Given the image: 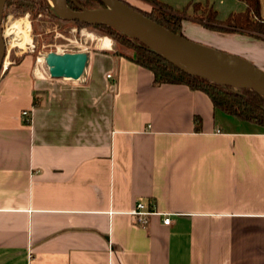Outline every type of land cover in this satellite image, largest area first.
Returning <instances> with one entry per match:
<instances>
[{
  "label": "crops",
  "instance_id": "crops-1",
  "mask_svg": "<svg viewBox=\"0 0 264 264\" xmlns=\"http://www.w3.org/2000/svg\"><path fill=\"white\" fill-rule=\"evenodd\" d=\"M107 44L82 83L32 55L0 73V264H264V126ZM140 202L172 223L137 224Z\"/></svg>",
  "mask_w": 264,
  "mask_h": 264
},
{
  "label": "trees",
  "instance_id": "trees-1",
  "mask_svg": "<svg viewBox=\"0 0 264 264\" xmlns=\"http://www.w3.org/2000/svg\"><path fill=\"white\" fill-rule=\"evenodd\" d=\"M88 9H103L106 4L101 0H76ZM144 15L158 22L165 28L184 34L187 22H193L207 31L222 35L238 34L252 37L264 42V16L261 13V0H240L245 2L244 11L232 12L229 16L219 19V11L209 2H190L183 9L178 10L159 0H143L151 5L150 11L131 5ZM69 6L80 11L72 1ZM16 5L18 15L30 14L36 19L41 13L49 11L62 21L73 23L78 29H101L109 34L122 46L133 50V53L116 51L115 54L125 56L136 64L148 69L154 75V84H183L191 90L206 93L211 99L214 109L233 115L243 121L264 126V94L253 89H237L220 85L208 79L199 77L182 68L170 58L161 54L138 37L130 36L112 26L80 23L63 18L49 0H8L6 7ZM196 129H201V118H196Z\"/></svg>",
  "mask_w": 264,
  "mask_h": 264
},
{
  "label": "water",
  "instance_id": "water-1",
  "mask_svg": "<svg viewBox=\"0 0 264 264\" xmlns=\"http://www.w3.org/2000/svg\"><path fill=\"white\" fill-rule=\"evenodd\" d=\"M68 1L53 0L56 9L65 19L112 26L128 34L130 33L121 26L134 28L138 34H130L131 36L138 37L188 72L220 85L253 89L264 94V69L242 56L206 46L181 33H175L123 0H101L107 6L103 9H88L76 0H70L79 7L80 11L73 10ZM7 2L8 0H0V73L7 56V43L2 25ZM45 60L53 78L82 83L88 74L91 52L51 51L45 56ZM220 61L229 62L246 74L233 75L222 68Z\"/></svg>",
  "mask_w": 264,
  "mask_h": 264
},
{
  "label": "rangeland",
  "instance_id": "rangeland-1",
  "mask_svg": "<svg viewBox=\"0 0 264 264\" xmlns=\"http://www.w3.org/2000/svg\"><path fill=\"white\" fill-rule=\"evenodd\" d=\"M159 1L180 10L190 3V0ZM49 2L52 6L55 7L53 2H51L50 0ZM210 2L215 7V9L219 11V19L221 20L226 19L229 14L233 11L239 12L241 10H244L246 7L245 4L240 0H210ZM261 2V13L264 16V0H261ZM130 4L136 6L134 5L135 3L133 1L130 2ZM15 9V4L10 7H6L4 12V19L2 22L3 32L7 43L6 61L9 64L10 62L12 63L16 60L23 58L25 55H32L34 57L36 65H45V56L51 51H56L60 53L80 52L96 45H99V47H108L107 41H112L117 51H122L130 54L133 53L132 49L126 46H122L117 41H115L109 34H107V32L101 29H78L71 22H65L57 19L53 15V13L49 11H45L41 13L36 19H33L30 14L18 15ZM150 9L143 10L150 11ZM56 11L58 12L57 9ZM16 23H22L24 25L27 24L29 26V32L26 36L27 40L23 46L18 45V42L15 40L14 36L6 34V32ZM185 26L186 27L184 29V34L187 38L195 42L202 43L209 47L237 54L252 61L257 66L261 64V61H258L254 58L249 59L246 57V55L243 53L244 51H242L243 49H240V47L242 48L243 46L248 44L246 43L245 45H243V43L241 42L242 40L234 38L233 34H217L215 36H208L207 34L201 32V30H198L196 27H194L193 22H187ZM255 52L257 54H260V52L263 53L264 51Z\"/></svg>",
  "mask_w": 264,
  "mask_h": 264
},
{
  "label": "bare ground",
  "instance_id": "bare-ground-1",
  "mask_svg": "<svg viewBox=\"0 0 264 264\" xmlns=\"http://www.w3.org/2000/svg\"><path fill=\"white\" fill-rule=\"evenodd\" d=\"M53 2V0H50ZM121 28L125 29L128 31L130 34H138V31L134 28L126 27V26H121ZM29 32V26L26 24L22 23H16L14 24L7 32V35H11L15 37V40L18 42L19 46H23L26 42V36L28 35ZM220 65L222 66L223 69L228 71L229 73L233 75H238L240 73L246 74V72H240L236 67L231 65L229 62L225 61H220Z\"/></svg>",
  "mask_w": 264,
  "mask_h": 264
},
{
  "label": "built area",
  "instance_id": "built-area-1",
  "mask_svg": "<svg viewBox=\"0 0 264 264\" xmlns=\"http://www.w3.org/2000/svg\"><path fill=\"white\" fill-rule=\"evenodd\" d=\"M6 58H7V56H6ZM8 65H9V63H7V61L5 59L4 68H7ZM23 116L26 118L27 122L31 121L30 112L28 110L23 111ZM131 215H133L135 217V221L137 224L143 225V226L148 224V219L152 215L163 216L164 217L163 222L165 225H170L172 223V219H171V216L169 214L160 213V212L156 211L154 208L148 209L144 205V203H142V202L138 203L136 209L131 212Z\"/></svg>",
  "mask_w": 264,
  "mask_h": 264
}]
</instances>
